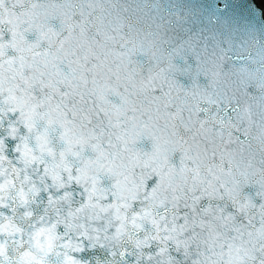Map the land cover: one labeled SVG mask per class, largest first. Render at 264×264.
<instances>
[{
  "label": "clouds",
  "instance_id": "obj_1",
  "mask_svg": "<svg viewBox=\"0 0 264 264\" xmlns=\"http://www.w3.org/2000/svg\"><path fill=\"white\" fill-rule=\"evenodd\" d=\"M192 18L160 0H31L20 24L10 21L16 35L0 44V264H159L176 245L186 264H264V41L230 44L227 20L204 13L201 26L223 42L189 46L174 34ZM68 24L107 42L71 106L42 89L38 98L35 73L24 74L43 62L41 44L84 42L61 37ZM149 62L182 93L177 109L154 99L159 82L139 78ZM225 199L236 211L221 220L212 201ZM185 204L201 211L179 224L172 210Z\"/></svg>",
  "mask_w": 264,
  "mask_h": 264
},
{
  "label": "snow or ice",
  "instance_id": "obj_2",
  "mask_svg": "<svg viewBox=\"0 0 264 264\" xmlns=\"http://www.w3.org/2000/svg\"><path fill=\"white\" fill-rule=\"evenodd\" d=\"M22 3L23 0H20ZM31 3V0H28V4ZM6 4V0H0V5ZM28 11V9H27ZM26 11V12H27ZM25 12V13H26ZM4 11L3 8L0 7V44L6 38H14L16 35L15 31H12L10 34L5 32L3 27L4 20ZM53 27L56 26V22H52ZM91 31V30H89ZM79 33L84 37V42L79 45V47L65 49L61 47L59 51H55L51 48H46L43 44L41 47L36 50L35 55L43 56L44 60L41 64H38L36 69H25L24 74L30 75L35 73L37 77L36 84L33 87V94L40 98V90L42 89L44 95H49L52 100L65 101L69 106L75 103L74 98L70 97V91L73 86L79 88L81 78L84 79V83H87V77L90 75L91 68L97 63L98 60L104 58V52H99L100 48H104L107 50V42L106 40L96 34L86 35L84 30L81 28H77L74 24H68L64 30L61 32V37L68 36L70 34ZM35 33L29 35L28 39H34ZM114 38V37H113ZM60 37H58V42ZM116 48H120V45H116ZM141 81L148 85L149 88L156 85L159 82V87L155 89L156 96L154 99L164 101L172 104V110L180 107L179 97L182 93L177 92V95L173 96V86L171 82L167 80V77L164 75L162 69H153L150 66L147 69H140V77ZM129 79H137L135 70H130ZM54 89H58L55 91ZM80 99L82 103H87V100L83 99V93L80 94ZM181 114H183V108L180 109ZM207 108H200L199 115L201 117H205V113L207 112ZM228 111H231L230 107ZM98 116H102L101 113H96ZM219 114V113H217ZM65 115H68L67 110L65 111ZM189 116L191 113L189 112ZM154 184V180L151 181ZM151 184V186H152ZM149 186V184H148ZM203 206L208 205L207 203H203ZM201 207L190 206L189 204H185L183 207L179 205L174 208L172 211L175 213L174 219L179 223L183 224L186 220H193L196 217V214L201 211ZM234 213L231 211H227V205L221 207L220 210V219L223 220L225 213ZM201 219L207 222L210 218L208 216H202ZM247 223V222H246ZM228 227V225H224ZM251 225H249L250 227ZM196 224H193V230L196 229ZM234 228H229V232L234 231ZM170 256L167 261H159V264H186L183 260L181 249L179 245L175 246L176 255L172 254V249H169Z\"/></svg>",
  "mask_w": 264,
  "mask_h": 264
},
{
  "label": "water",
  "instance_id": "obj_3",
  "mask_svg": "<svg viewBox=\"0 0 264 264\" xmlns=\"http://www.w3.org/2000/svg\"><path fill=\"white\" fill-rule=\"evenodd\" d=\"M126 3L135 4L138 0H125ZM160 2L168 9L169 11H179L180 15L183 16L185 11L194 12L196 18H192L191 22H180L177 29L175 30V38L178 40L185 41L189 46H201L207 47L209 43H221L223 41L217 40L216 37L218 33L208 28L207 25H202L201 14L208 13L215 15L218 18H224L227 20V24L223 26L220 31L227 32L226 39L228 43L239 42L242 45L256 43L257 41H264V18L262 12L257 13L253 8L252 4L256 5V0H224V3L227 4V7L221 12L219 6L213 8L211 3H208V0H203V4H206L207 7L204 8L201 3H198V0H160ZM220 0H217L219 4ZM6 5L10 8L9 20L4 21L3 27L6 33H11L15 31V25L10 21H15V24H20L22 18H24L25 12L28 9V0H23L21 3L20 0H6ZM26 26V25H24ZM211 32V35L208 36L207 40L205 35ZM10 41V38H6L4 41ZM3 43V41H2ZM9 56H14L16 53L9 48ZM11 115V114H10ZM14 118V117H13ZM2 134V133H0ZM9 146L15 142L12 140L8 141ZM9 155H12L9 151ZM152 182L149 181V187H151ZM75 187V185H73ZM222 191V190H221ZM251 188H245L244 192H251ZM41 195H46L42 193ZM242 198V197H241ZM205 200L203 203H207ZM213 204H220L223 207L227 205V211L234 212L236 211L233 203L231 201L220 200L212 201ZM256 203L259 204L260 200L257 199ZM203 206V204L201 205ZM255 212V208L251 210ZM237 219L244 221L243 214L237 216ZM245 223L247 221H244ZM173 255H176L174 252Z\"/></svg>",
  "mask_w": 264,
  "mask_h": 264
},
{
  "label": "rangeland",
  "instance_id": "obj_4",
  "mask_svg": "<svg viewBox=\"0 0 264 264\" xmlns=\"http://www.w3.org/2000/svg\"><path fill=\"white\" fill-rule=\"evenodd\" d=\"M262 4V3H261ZM264 6V4H262Z\"/></svg>",
  "mask_w": 264,
  "mask_h": 264
}]
</instances>
